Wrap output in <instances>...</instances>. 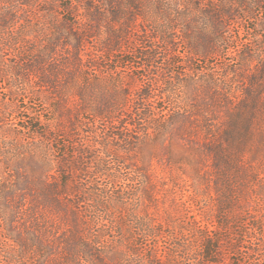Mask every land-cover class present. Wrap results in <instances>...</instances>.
I'll return each instance as SVG.
<instances>
[{
  "label": "trees",
  "instance_id": "obj_1",
  "mask_svg": "<svg viewBox=\"0 0 264 264\" xmlns=\"http://www.w3.org/2000/svg\"><path fill=\"white\" fill-rule=\"evenodd\" d=\"M9 1L0 28L17 12ZM197 1L60 2L84 15L59 20L50 7L31 27L41 38L0 57V80L24 103L0 152V264H33L50 237L64 264H264V0ZM44 92L51 102L34 104ZM196 129L203 142L188 148L208 158L216 195L203 226L176 178L157 192L145 169L140 193L123 183L141 147L171 163L177 133ZM142 198L176 215L161 208L155 222L146 206L139 217Z\"/></svg>",
  "mask_w": 264,
  "mask_h": 264
},
{
  "label": "rangeland",
  "instance_id": "obj_2",
  "mask_svg": "<svg viewBox=\"0 0 264 264\" xmlns=\"http://www.w3.org/2000/svg\"><path fill=\"white\" fill-rule=\"evenodd\" d=\"M23 1L24 0H15L17 3L14 5L17 9V12L15 13L14 19L8 22L7 25H4L5 27L0 28V57L2 56L7 60H10V58L14 55H19L21 53V50L19 49L22 47L23 42L26 41L30 43L32 39L36 38L39 40L41 38V36L39 37L40 33L33 32L31 27L34 23H47L41 18V16L47 15L50 12V7L54 8L53 13H51L59 20H62L64 18L63 16H65L68 18V20L70 19L72 21L76 20L77 18L81 19L84 15V6L79 8L75 7L77 11H71L72 14L66 12L64 13L60 8V4L62 3V5H67L69 0H28L27 3H24ZM8 2L10 1L0 0V6H2L3 3ZM197 2L199 3V0ZM71 6L75 5H70V7ZM105 22L107 23V20L105 21L104 18L101 20L100 24V28L103 30V32L106 26ZM104 35V33L99 35L98 40L100 39V41L97 44H100ZM29 43H27V45H29ZM136 45L137 44L135 42H132L129 48L133 50ZM29 46L30 48L34 47L31 44ZM64 53V50L61 49L57 54V59L60 58V55H64ZM164 59L166 58H161L159 63L163 62ZM192 67L199 68L196 65H192ZM122 73L127 76L132 75L126 72ZM20 77H22V75ZM26 78L27 76L24 75L23 79ZM125 79L127 82L132 84L130 78ZM30 80L32 79L28 78L26 81L30 82ZM14 83L15 82H13V80H9L8 76H6L5 79L0 80L1 155L3 152H5V154L8 153V151L4 150L9 148V142L18 137L17 126L14 124H16L21 116H23V113H21L24 105L22 99H19L18 95L15 97H10L13 96V92L8 91L10 88L14 87ZM135 83V85L133 84L135 87L139 86V82ZM36 96L38 98L33 100V103L36 105L40 104L39 101H42L45 104H49L51 102V99L46 92ZM189 126L190 125L188 123L185 124V127L189 128ZM178 136H181V133H177V139L172 146L171 163H168V155L165 154L164 150L159 149L154 151L150 148L147 150L148 147H141L137 152L134 161L130 164L131 166H129V172L125 174V176L131 181H124V187H137V189H139L138 193H140L142 190L139 185V183H141L140 175H143L144 169L147 170L151 175L150 180L152 183H154L155 192L160 190V182L162 181V178L166 179V181H168L170 177L176 178L178 183L177 194L178 196L182 197V202H185L186 206L189 207L190 213L188 215L194 216L196 221L200 222V224L203 226L214 220L213 214L215 212L214 204L216 202V195L211 181L212 177L210 174V162L207 157H205V159L200 156L198 157L193 152H191L190 148H188L189 144H196V146H198L203 142L202 133L199 129H196V132L191 134L190 137H188L189 135H185L184 137ZM181 157L189 159L190 163H184L182 165L177 164L176 161ZM132 206L135 210V214H137L139 217L143 215L145 207L148 206V212L153 217V220L155 219V222L161 221V217L164 215L161 208H165L169 213L174 215H176L175 211L178 209L177 207L172 206L170 201L166 200L163 203H149L145 198H142L141 203H138L137 205L133 201L131 203V207ZM129 209L130 207H125L124 214L129 213ZM131 223H133V221L129 222V224ZM51 238L52 237L49 239L50 241L45 238L48 242V250L46 254H43L44 257L39 258V253L35 252L30 257L29 263L38 264V261L41 260L43 264H64V260L62 259V249L58 242Z\"/></svg>",
  "mask_w": 264,
  "mask_h": 264
}]
</instances>
